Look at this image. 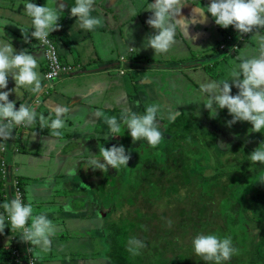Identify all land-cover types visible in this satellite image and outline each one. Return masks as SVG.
Listing matches in <instances>:
<instances>
[{
	"label": "crops",
	"instance_id": "crops-1",
	"mask_svg": "<svg viewBox=\"0 0 264 264\" xmlns=\"http://www.w3.org/2000/svg\"><path fill=\"white\" fill-rule=\"evenodd\" d=\"M26 2L55 7L58 0H0V42L12 43L17 52L26 50L35 56L42 83L46 69L44 55L30 36L32 23L25 13ZM61 2L65 3L59 21L61 28L51 33V37L62 62L79 68L58 79L47 97L40 98L39 93L33 94L23 87L13 92L10 101L16 103L17 109L20 104L30 106L38 114L37 121L27 128L15 127L12 139L1 142L7 148L12 172L24 180L26 204H32L34 214L47 215L56 227L50 250L33 246L38 264H117L111 258L110 225L104 224L107 212H103L93 191H107L108 184L104 178L100 186L87 184L78 174L81 167L89 166L86 161L90 153L99 155L100 144L109 149L117 146L119 137L103 139L109 129L103 117H97L96 113L103 112L119 120L125 107L144 114L147 106L159 104L157 123L172 139L170 125L183 115L178 108L181 101L177 93L185 92L184 80L198 82L199 88L202 83L218 82L202 71L205 70L203 60L207 59L208 63L210 59H233L237 65L238 57L258 55L260 36L252 34L243 39L238 52L224 58L226 54L222 55L220 49L216 52V48L223 44L225 32L209 13L206 23L189 28V35L197 39L190 41L177 28L176 43L169 52L155 56L154 50L143 47L146 37L156 32L146 23L152 15L147 11L152 0H96L92 15L102 18L104 26L92 32L80 28L66 2ZM188 2L182 16L190 19L193 8L207 7L210 0ZM22 30L29 35L30 43L25 42ZM191 59L198 60L191 62ZM15 87L14 80L9 78L7 90ZM37 99H40L39 105H32ZM57 106L68 107L69 112L64 115L66 127L61 130L62 135L53 137L51 129L40 127L39 115L50 122L55 118L51 110ZM74 133L80 135L73 139ZM139 143L144 141L133 143L131 140L130 150L138 151ZM46 157L51 162L38 166ZM10 191L9 184L0 182V215L5 217L2 205L11 201ZM5 224V231L0 234V264H5L6 252L13 240L8 221Z\"/></svg>",
	"mask_w": 264,
	"mask_h": 264
},
{
	"label": "clouds",
	"instance_id": "clouds-1",
	"mask_svg": "<svg viewBox=\"0 0 264 264\" xmlns=\"http://www.w3.org/2000/svg\"><path fill=\"white\" fill-rule=\"evenodd\" d=\"M95 4L96 0H75V5L70 7L71 15L77 18L76 24L89 32L104 26L102 18L92 15ZM187 4H189L188 0H152L147 9L152 15L146 23L156 32L146 37L147 46L145 47L144 41L143 47L154 50L155 56L167 54L176 43L177 28L190 41L197 39L198 37L189 35V28L206 23L208 19L206 14L209 13L215 24L223 29L232 27L241 37L247 34L260 36L258 55L250 58L238 57L239 63L230 73V79L202 83L200 90L207 95L204 107L209 112L214 111L217 115V109L228 110L232 117V120L228 122L229 127L237 122H247L252 125V132L264 133V35H261V30H264V0H210L207 7L193 8L190 19L182 16V9ZM24 9L27 16L31 18L34 28L30 36L41 44H48L49 35L61 28L59 21L62 17L61 13L65 10V3L58 0L55 7H50L47 4L38 6L36 3L26 2ZM22 32L25 42L30 43L29 35L23 30ZM38 67V59L28 51L17 52L12 43L0 42L1 146L4 145L1 140L12 139L15 127L22 125L27 128L37 121L36 111L25 104H20L17 109L16 103L10 101L9 97L21 87L30 90L33 94L42 91ZM9 78L14 80L16 85L12 90H7ZM233 86L239 90L236 95L232 94ZM51 111L55 118L49 122V119L41 114L39 125L41 128L51 129L53 137H60L61 130L66 127L64 115L69 112V108L57 106ZM159 112V104L153 103L146 107L144 114H138L125 107L119 120L115 116L107 117L103 112H98L96 115L103 117L109 129L104 140H107L109 136H120L122 126H126L133 143L146 141L149 146L155 148L164 139L163 131L157 123ZM261 145L249 155L253 163L264 164V147ZM222 147L230 146L222 145ZM130 159V153L126 152L122 145L119 147L114 145L109 149L100 144L99 155L90 153L86 163L91 169L104 172L105 169L108 171L109 167L113 169L120 166L128 167ZM0 182L8 184L1 178ZM2 207L7 214V227H10L11 231H19L23 242L32 245V248L36 246L43 251L50 250L51 237L56 234V227L47 215L34 214L32 204L23 203L19 195L10 202H4ZM29 221H31L30 224ZM5 228V216L0 215V234L4 233ZM192 244L197 256L203 261L215 262V264L230 261L239 252L233 247L231 237L219 238L215 234H199ZM144 247L146 245L135 237L128 240L127 251L132 255H139L140 249ZM32 248L29 249L30 252Z\"/></svg>",
	"mask_w": 264,
	"mask_h": 264
},
{
	"label": "rangeland",
	"instance_id": "rangeland-1",
	"mask_svg": "<svg viewBox=\"0 0 264 264\" xmlns=\"http://www.w3.org/2000/svg\"><path fill=\"white\" fill-rule=\"evenodd\" d=\"M226 30L222 29V32ZM224 54L226 53H222V55ZM234 55L226 54L224 58ZM242 55L244 56L245 53ZM195 60L198 59H191V62ZM210 60L211 62L208 63H206L207 59L203 60L201 64H203L205 70L202 71L207 72L218 82L230 79V73L236 67L233 59ZM174 82L176 85L178 84L176 80ZM197 84L199 85L198 82ZM197 84L193 80H184L183 87L185 92L177 93V98L181 101L178 108L183 111L181 116L187 120L191 119L193 121L192 124L190 123L191 126L195 125L190 132L192 137L188 139L191 143L189 144L190 141H178L177 143L181 144L183 158H186L185 156L190 157L194 172L202 171L205 176V178L197 181L194 187L195 190L192 192L195 195L190 193L186 196L184 189H180L177 196L167 195L166 193L168 179L173 182V177L176 175L175 171L180 169L174 163L172 164L171 158L165 153V149L168 146L171 148L174 142L171 144V136L164 132V139L157 147L153 148L144 141V143L138 144L139 150L133 152V149L130 150L133 146L130 144L132 140L130 132L127 131L126 126H122L116 145L117 147L122 145L126 152L130 153L131 159L128 167L120 166L116 169L109 167L108 171L105 169L103 172L93 170L90 166H87V168L81 167L82 169L79 170L78 174L84 183L98 184L100 186L103 184L101 178H104V183L108 184L109 189L107 191L100 192L97 189L93 191L95 192V197L102 205L103 212H107L104 224L110 225V228L113 225L121 228V232L117 237L120 240V251L123 255L131 254L127 251L130 238L135 237L146 245V247L140 249V254L148 253L151 247L155 245L156 239H158L152 237L166 235L168 230L176 231L179 234L178 236H182L178 240L182 243V248L185 251L191 243L194 231H192L193 228L189 227L186 234L179 227V224L183 222L188 224L192 220L198 221L202 206H205L207 213L202 214V218L209 214V220L213 223V232L207 234H215L219 238L231 237L233 247L239 250L238 254L234 255L230 261L222 262V264H251V261L257 260L255 246L262 237L263 232L261 226H258L259 223L249 219L255 214V211L250 209L247 212H243V208L253 193L264 188V164L258 163V171L256 173L249 172L246 176H242L244 172L242 169V171L237 172V176H232V179L223 180L219 188H216L214 184L211 185L208 177L213 175L216 170L213 167L214 160H222L224 158L221 155L222 151L226 152L228 150L229 154L227 151L226 155L234 157L235 151L242 154L243 149L240 147H244L245 143V147H247L245 151L251 154L264 143V133L252 132V125L247 122H237L229 127L228 122L232 120V117L229 115L228 110L217 109V115H215L214 111L209 112L204 107L207 95L201 92ZM238 91L233 86L232 94L236 95ZM37 103L39 104L40 101ZM221 116H223L222 121H220ZM186 121L181 124V130L171 129L170 133L176 135L177 132L183 131V133L187 134V129L183 128ZM20 127L24 126L21 125ZM213 133L217 135L216 138L211 139ZM76 135L79 136L80 133H74L73 139L76 138ZM222 145H233L234 149L232 151L231 147H222ZM261 147H264V145H261ZM171 157L173 158V156ZM149 159L158 161L160 165H162L161 160L168 161L169 170L163 169L165 168L163 165L158 170L154 165L148 166V163L154 164L153 162H148ZM46 160L47 162H45ZM46 160L41 161L38 166L51 162L48 157H46ZM230 164L231 162H227L226 165ZM154 169H156L155 176L152 178L149 171L152 172ZM36 173L38 174V169ZM223 188H226V191ZM214 194H217L216 197L213 200H209L208 198ZM217 211L219 216H213ZM141 214H145L147 216L145 219L148 218L150 220L149 230L145 227L146 225L143 226V223L140 222L142 220ZM136 218L137 220H134ZM127 220L129 223L125 225ZM126 227L131 228L133 230L132 233L127 234L124 231ZM160 228L161 231H158ZM201 234L207 235L206 233ZM160 240L165 241V236H160ZM198 260L200 263L209 264L202 259Z\"/></svg>",
	"mask_w": 264,
	"mask_h": 264
},
{
	"label": "trees",
	"instance_id": "trees-1",
	"mask_svg": "<svg viewBox=\"0 0 264 264\" xmlns=\"http://www.w3.org/2000/svg\"><path fill=\"white\" fill-rule=\"evenodd\" d=\"M64 1L66 2L69 11H70V7L75 5V0H64ZM33 30L34 29L32 26V31ZM227 30L228 31L227 32L225 31L224 33L225 35H224L223 42L227 40L228 35L236 38V36L239 34L234 28L227 29ZM50 37H51V34H50ZM217 51L219 52V45L216 48V52ZM208 67H212V66H208ZM46 69H45V72H46ZM33 105L38 106L39 104L36 101H33ZM222 117L223 116L220 117V121H222ZM186 120L187 119L183 116H180L179 118H177L170 125L169 133L171 129L181 130L180 128L181 124L183 123V121H186ZM192 122L193 121H191V119L187 120L183 127L184 129H187V132H188L187 134L183 133V131L177 132L176 135L170 133L172 135V139L170 140L171 144L173 142L174 144L171 148H169L170 146H168L167 149H165V153L168 157L171 158L172 164L174 163L176 167L179 168L180 170L175 171L176 175L173 177L174 179L173 182H171L168 179V185L166 187L167 195L177 196L179 194L180 189H184L186 196H188V194L190 193L195 195L192 192L195 190L194 187L197 181L201 178L202 179L205 178L204 173L202 171L198 173L194 172V169L191 165L190 157L185 156L186 158H183V150H182L181 144L177 143L178 141H183V142L190 141L188 140L192 137V133L190 132L193 130V126H195V125L193 126L190 125V123L192 124ZM216 135H217L216 133H213L211 136V139L216 138ZM190 143L191 141L189 142V144ZM240 145L242 146V144ZM245 146L246 145L244 143V147H240L241 149H243L241 152L242 154H239L235 151L234 152L235 156L233 157L230 155L229 156L226 155V152L228 150L226 152L222 151L221 155L224 156V158L222 160L220 159L214 160L213 167H214V170L215 169L216 170L213 175L208 177L209 178L208 180L211 182V185L214 184L216 188H219L223 180L227 178L232 179V176H237V172L242 171V169L244 170V172L242 173V176H246L249 172L256 173L258 171L259 162L253 163L250 160V157H249L250 153L248 151H245V149H247V147ZM230 147H231L230 149L233 151L234 149L233 145ZM228 154H229V151H228ZM171 156H173V158ZM148 162H153L154 164L148 163L147 165L148 166L154 165L157 167V170L162 168L161 167L162 165L165 167L163 169L167 171L169 170L168 161L161 160L162 165H160L158 161L156 160L153 161L152 159H149ZM227 162H231V164L226 165ZM146 168L148 167L146 166ZM155 170L156 169L152 170V172L149 171L152 178L155 176ZM223 189L226 191V188H223ZM216 195L217 194H214L208 199L213 200L216 197ZM202 207L203 208L200 211L201 214H200V217L198 218V221L192 220L191 223H188V224L184 222L179 224V227L182 230H184L186 234H187V229H189V227L193 228L192 231H194L192 233L193 238L191 239V243L188 246V248L185 249V251L182 248V243H180V241L178 240V238H181L182 236L181 235L178 236L179 234L176 231L168 230L166 235H156L152 237L154 239L155 238H158V239H156L155 245L151 247L150 252L142 253L140 255H131V254L123 255V253L120 251V244H119L120 240H118V237H117V235L121 232V228L119 226L113 225L112 228H110L111 231H110V238H109V244L111 247V258L114 259V261L117 264H201V263L204 264L205 262H201V263L199 262L198 259H202V258L195 254L193 244H192V241L197 235L201 233L207 234V233L213 232V228H212L213 223L211 222V220H209V214H207L206 217L202 218V214L207 213V208L205 206H202ZM250 209H253L255 211V214L249 219H251L252 221L256 223H259L260 225L258 224V226H261L262 232H263L262 237L260 238L259 242L255 246V253H256L255 256L257 260H253L250 263L251 264H264V188L253 193L249 197L248 202L245 204L243 208V212H247ZM2 210L4 211V209ZM141 215H142V220L140 222L143 223V226L146 225L145 227H147V229L149 230L150 220L148 218L145 219V217H147L145 216V214L144 215L141 214ZM213 216H219V212L217 211ZM134 220H137V218ZM128 223L129 221L127 220V224L125 225H128ZM124 231L127 232L128 234V233H132L133 230L131 228L126 227ZM158 231H161V228ZM160 236H165L166 240L165 241L160 240ZM184 245H186V243H184ZM6 253H7V256H6L5 264H15V262L10 258L11 249L8 250ZM206 262L209 264L215 263V262H208V261Z\"/></svg>",
	"mask_w": 264,
	"mask_h": 264
},
{
	"label": "built area",
	"instance_id": "built-area-1",
	"mask_svg": "<svg viewBox=\"0 0 264 264\" xmlns=\"http://www.w3.org/2000/svg\"><path fill=\"white\" fill-rule=\"evenodd\" d=\"M250 35L251 34H247L243 37H241V35H238L236 38L228 35L227 40L222 45H220L219 49L221 52L229 55L236 54L240 48L239 41H242ZM238 39L239 41H237ZM48 41V44H41L39 41L36 40L37 44L43 52L45 65L47 67L43 77L42 91L39 93L40 98L47 97L50 95L58 79L63 76L71 75L73 72L76 71V69L79 68L78 66L65 64L64 62H62L55 40L49 35ZM35 101L38 102L40 101V99H37ZM6 153L7 148L4 145H0V156L2 157L0 160V178L10 185V195L12 199L15 196L19 195L23 203L26 204L25 191L22 179L11 171L7 159L5 157ZM5 218V221H8L7 216ZM12 232L13 240L10 244V258L15 262V264H38L39 259L33 253L32 245L22 241L20 237L21 233L19 231ZM30 248H32L31 252L29 251Z\"/></svg>",
	"mask_w": 264,
	"mask_h": 264
}]
</instances>
